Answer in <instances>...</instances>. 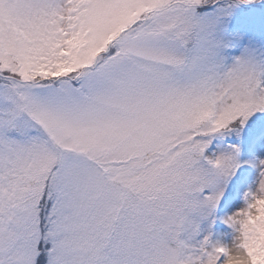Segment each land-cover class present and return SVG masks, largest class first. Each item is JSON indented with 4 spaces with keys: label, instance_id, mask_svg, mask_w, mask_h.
Wrapping results in <instances>:
<instances>
[{
    "label": "snow or ice",
    "instance_id": "snow-or-ice-1",
    "mask_svg": "<svg viewBox=\"0 0 264 264\" xmlns=\"http://www.w3.org/2000/svg\"><path fill=\"white\" fill-rule=\"evenodd\" d=\"M0 264H264V0H0Z\"/></svg>",
    "mask_w": 264,
    "mask_h": 264
}]
</instances>
